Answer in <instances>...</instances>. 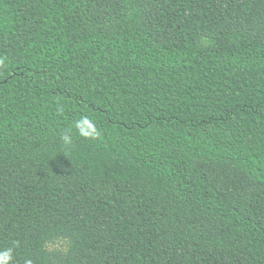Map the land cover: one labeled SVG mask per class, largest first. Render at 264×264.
Wrapping results in <instances>:
<instances>
[{
  "label": "trees",
  "instance_id": "trees-1",
  "mask_svg": "<svg viewBox=\"0 0 264 264\" xmlns=\"http://www.w3.org/2000/svg\"><path fill=\"white\" fill-rule=\"evenodd\" d=\"M0 56L13 264H264V0H0Z\"/></svg>",
  "mask_w": 264,
  "mask_h": 264
},
{
  "label": "clouds",
  "instance_id": "clouds-1",
  "mask_svg": "<svg viewBox=\"0 0 264 264\" xmlns=\"http://www.w3.org/2000/svg\"><path fill=\"white\" fill-rule=\"evenodd\" d=\"M6 60V56H0V70L7 67ZM73 128L76 130V133L84 139L95 140L100 136V131L95 122L86 115L81 116L79 119L73 121L69 128L62 133L60 139L64 146H71L73 142ZM17 247H19V241H14L11 247L0 249V264H13L14 253ZM43 250L49 253L56 252L67 256L71 250V241L68 238H60L46 243ZM24 264H34V261L32 258L28 257L24 259Z\"/></svg>",
  "mask_w": 264,
  "mask_h": 264
}]
</instances>
